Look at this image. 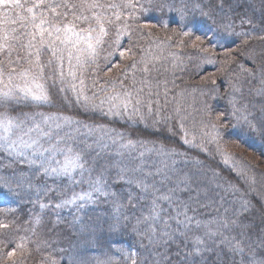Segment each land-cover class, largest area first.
<instances>
[{
  "label": "snow or ice",
  "instance_id": "1",
  "mask_svg": "<svg viewBox=\"0 0 264 264\" xmlns=\"http://www.w3.org/2000/svg\"><path fill=\"white\" fill-rule=\"evenodd\" d=\"M145 2L151 4L152 0H145ZM225 4L226 0H219L217 6L224 9ZM195 7L199 9L202 17L210 19L215 25L210 29L212 36L205 34L208 39L216 36L218 30H222L227 36H253V32H236V25L230 16H224L217 20L211 10L205 11L200 5ZM148 10L141 0H0V109H4L0 111V150L22 158L30 168L36 169L33 176L37 178L40 176L46 179L66 178L69 181L64 189L55 188L47 184L46 181L42 185H33L31 179L27 181L29 189L35 188L38 198L36 202L40 204L42 210L48 207L62 209L72 206L79 210L89 204H96L102 197L104 200L110 201L113 206L115 223L110 227L112 230H117L122 218L125 221L128 220L123 209L128 206L135 208L140 201L148 200L150 201L148 214L144 215L141 212L132 230L139 234V225L148 224L149 231L155 234L156 228L152 226L153 222L161 219L163 211L161 202H166L175 211V215L170 218L176 221L179 226L177 231L184 238L183 253L181 251L176 253L181 257L179 264H217L215 260L210 261L205 253H215L219 258L222 249H227L233 256L240 257L239 261L233 260L232 264H264V235L254 242L258 244L259 252L252 244H249L247 248L243 244L244 239H251V236L246 232L250 225L239 219V216L247 208V201H240L241 210L234 213L235 218L226 215L227 209H225V215H217L205 221L188 215L190 202L198 199L199 190H196L194 197L191 185L192 176L189 173L181 174V170L175 167L177 163L175 157H186L187 162L185 152L166 147L163 143L155 141L133 140L124 132L114 128H109L106 125L88 124L62 113H25L23 118L10 114L9 109L12 105L19 106L22 102L31 103L37 107L51 105L48 84L50 80L52 81L51 87L59 84V91L64 93L63 98L66 102L69 101L68 93H71L75 103L86 113L100 112L108 117L126 119V122L132 125H135L137 121L147 125V117L153 115L160 117V101L158 98L153 99L154 96L159 97L160 93L153 91L154 85L147 78L152 71L149 64L151 61L158 60L159 57L151 55V53H149L151 60L148 57H141L139 63L143 67L139 70L145 76L140 79L141 86L139 88L135 87L137 80L133 75L131 90L116 91V82L113 81L111 95H108V90L105 89L104 96L97 97L96 94L89 96L84 77V70L97 63L102 45L111 30H115V44L119 47L121 36L126 33L130 36L129 30L133 24L136 27H155V25L139 23L138 14L146 13ZM240 23L241 25L248 24L255 30L264 25V18L259 25L251 18L245 17H241ZM164 27L167 25L165 24ZM261 31H264V27H261ZM182 34L190 35L189 32ZM254 38L264 40V35ZM196 39L200 40L201 38L197 37ZM119 55L123 58L125 52L120 51ZM44 56L48 57L47 60L43 59ZM208 62L212 63L211 60ZM239 67L244 68L242 64ZM129 68L136 70L137 62L134 60ZM247 71L249 75L252 74L251 69ZM127 74L128 69H125L122 75L127 77ZM213 83L216 82L213 81ZM155 87L159 88L158 82ZM145 88H147V92H145ZM166 96L167 90H165ZM230 103L233 105L232 115L236 118V124L231 125L232 129L239 128L242 135H258L264 140V123L257 124L243 113L237 116L236 113L240 112V109L235 107V103L231 99ZM153 105L156 106L155 111ZM176 112L179 115V108L176 109ZM153 123L159 124L160 120L156 119ZM180 127L183 132V144L189 147H199L207 154L208 150L203 143L199 145L194 143V136L192 140L187 138L189 134L184 131L183 123ZM210 127L211 132L205 131L202 135L210 137V142L219 146V137L221 136L219 128L215 123ZM220 127L228 128V124L221 122ZM81 129H86V133ZM96 133H100V135L93 142L94 144L106 149L110 141L113 145L118 144L117 156L123 157L125 151L129 155L127 162L116 160L107 166L118 169L112 181L113 184L123 182L129 185L124 200L121 199L119 193L111 189L106 178V170H101L93 176L95 167L88 166L89 161L86 154L92 149L93 144H89L87 140H78V136H93ZM81 144L83 147L80 146ZM137 147L140 151L138 156L133 157L132 151ZM146 154H155L159 158L158 164L153 161L154 171L145 167L146 162L143 157ZM229 159L225 156L223 162L227 164ZM137 160L138 163L135 162ZM94 163L93 160V165ZM193 163L195 166L202 164L199 159H194ZM77 173L81 177L80 180L75 179ZM85 174H87L86 181ZM218 175L213 170V177ZM155 176H160V180L157 182L152 179L149 182V178ZM85 182L88 184L87 191L77 192L74 190V185ZM169 182L174 186L168 187L166 191H162L161 187L157 186ZM22 184L23 181L18 182V187ZM226 184L225 191L229 189L234 192L240 191L231 181H226ZM4 187L12 194H18L7 183ZM70 188L73 190L70 195H67V190ZM132 188L137 189L138 192L132 191ZM50 192H55L61 199L58 202L50 201L48 204L40 202L41 193L48 195ZM185 192L188 193L187 200L177 195V193ZM221 202H223V197H221ZM173 206L175 207L173 208ZM34 223L39 224L40 217H36ZM164 223L167 225V220ZM6 227L8 225L0 223V228ZM233 228L241 229L239 235L242 239L238 240L236 235L226 234ZM194 229L200 230L201 234H195ZM190 233L193 234L190 235ZM33 234L35 233L33 232ZM164 235L170 236L167 232ZM19 239L20 242L16 243L15 247L0 253V261L7 259L12 261V264H24L22 259L14 260L13 258L17 255L18 250L21 253L29 251V255L31 254L27 249L29 238L22 236ZM189 242L192 245L191 248H188ZM124 255L131 260V264H136L135 252H126ZM246 255L247 260H245ZM50 264H57V262L51 260ZM98 264H114V261L112 258H108Z\"/></svg>",
  "mask_w": 264,
  "mask_h": 264
},
{
  "label": "trees",
  "instance_id": "2",
  "mask_svg": "<svg viewBox=\"0 0 264 264\" xmlns=\"http://www.w3.org/2000/svg\"><path fill=\"white\" fill-rule=\"evenodd\" d=\"M218 2L219 0H152V3L148 4L145 0H141V3H144L149 10L146 13L138 14L139 23L155 25V27H136L133 24L129 30L131 35L129 36L127 33L122 35L119 47L115 44V30H111L102 45L97 63L84 70L87 94L89 96L96 94L97 97H101L105 95V89L108 90V95L112 94L113 81L116 82V91L131 90L133 75L137 80L135 87L139 88L141 86L139 81L145 76L139 70L143 67L139 63L141 57H148L151 60L149 53L159 57L158 60L151 61L149 64L152 71L147 78L154 85L153 91L160 93L159 97H153L160 101V117L155 115L147 117V125L139 121L132 125L127 123L126 119L108 117L100 112L86 113L75 103L71 93H68L69 101L66 102L63 98L64 93L59 91V84L51 87L52 81L50 80L48 84L51 105L37 107L31 103L22 102L19 106L12 105L9 111L11 115H19L22 118L25 113H62L88 124L106 125L109 128H114L124 132L133 140L155 141L163 143L166 147L185 152L187 162L186 157H175L177 160L175 167L181 170V174L189 173L192 176L191 185L194 197L196 190H199L198 199L190 202L189 206L193 209L189 207L191 214L197 219L205 221L217 215H225V209H227L226 215L235 218L234 213L241 210L240 201H247V208L239 216V219L250 225L246 232L251 236V239H244L243 244L246 248L252 244L259 252L258 244L254 242L264 235V231H262L264 230V140L258 135H242L239 128L232 129L231 125L236 124V118L232 115L233 105L230 103V99L234 101L235 107L240 109V112L236 113L237 116L243 113L257 124L264 123V40L254 38L264 35V31H261V27L264 25L253 30L250 25H241L240 23L241 17H245L251 18L259 25L264 18V0H226L224 9L217 6ZM196 5H200L205 11L211 10L217 20L224 16H230L236 25V32H253V36H227L222 30H218L216 36L208 39L205 34L212 36L210 29L215 25L210 19L200 15ZM165 24L167 27H164ZM170 29L175 31V36L165 38L163 32ZM183 32H189L190 35L185 36L182 34ZM197 37L201 39L197 40ZM120 51L125 52L123 58L119 55ZM13 55L15 56V53ZM47 58V56L43 57L44 60ZM117 60L121 71L113 72L112 78H106L105 73L108 72L109 65ZM134 60L137 62L136 70L129 68ZM209 60L212 63H209ZM241 64L244 66L243 69L239 67ZM125 69H128L127 77L122 75ZM248 69L252 70L251 75H249ZM208 76V79L205 78ZM157 82L159 83L158 89L155 87ZM165 90H167L166 97ZM145 92H147V88H145ZM155 107L153 105L154 111ZM177 108H179V115L176 112ZM3 110L0 109V111ZM144 111L146 113V109ZM221 113L224 115L221 116ZM181 118L183 119L181 120ZM156 119L160 120L159 124L153 123ZM221 122L227 123L228 128L220 127ZM181 123H183L184 131L189 134L187 138L192 140L194 136V143L197 145L203 143L208 150L207 154L199 147H189L183 144ZM213 123L217 124L221 133L219 146L210 142V137L202 135L205 131L211 132L210 125ZM81 131L86 133L87 130L81 129ZM99 135L100 133L93 136L81 135L78 136V140H87L89 144H93L92 149L86 154L89 161L88 166L95 167L93 176L101 170H106L108 184H112L113 189L120 192L125 188V184L123 182L112 183L118 169L107 166L116 160L127 162L129 155L125 151L123 157L117 156L118 144L113 145L110 141L106 149L94 144L93 142ZM228 140L239 143L246 151L259 158L260 161L256 167L263 168L257 171V168L251 165L253 168L249 172L252 177H247L237 172L233 166L225 164L223 162L225 156L229 157L230 161H233V158L237 159L234 156H229L225 151ZM80 146L83 147L82 144ZM139 151V147L134 149L132 156H138ZM143 159L146 162V169L149 164L153 165V161L159 163V158L155 154H146ZM194 159H199L202 164L195 166ZM93 160L95 161L94 165ZM240 163L244 166L248 165V162L240 161ZM258 165L260 166L258 167ZM237 168L242 171L244 169L242 166ZM153 170H155L154 165ZM213 170L219 174L215 178ZM75 179H81L78 173ZM84 179L87 180V174ZM152 179L158 182L160 176L149 178V182ZM226 181H231L240 191L234 192L231 189L225 191ZM218 185L220 186L218 187ZM157 186L164 191L174 185L169 182ZM73 187L77 192L88 190L86 182ZM261 187L263 188L261 189ZM72 190L68 189L67 195H70ZM181 194L183 199L187 200L188 193L179 195L181 196ZM221 197H223V202H221ZM37 199L23 200L8 213L0 210V223L8 225L6 228H0V253L15 247V244L20 242L19 238L23 236L29 238L27 249L31 254L29 255V251L21 253L18 250V256L14 260L22 259L24 264H39L40 262L45 263V261V264H50L51 260H55L59 264H70L71 260H74L72 259L73 255H75L71 248V242L76 238V230L66 220V217L76 212L77 208L74 206L62 209L48 207L42 210L40 204L36 202ZM60 199L61 197L57 196L55 192L39 197L40 202L45 204L50 201L58 202ZM132 208L130 206L128 210L134 211ZM132 211H128V215ZM36 217H40L39 224L34 223ZM130 219L132 218L123 221L122 232L124 238L137 248L136 264H179L181 257L176 253L177 251L183 253L184 250V238L181 235L174 241L162 246L158 245L157 249H153L148 240L145 225H139V234H137L132 230L135 223H131ZM193 231L197 235L201 234L200 230L194 229ZM240 232V228H233L226 234L236 235L240 240L242 239L239 235ZM192 234L190 233V235ZM107 236L102 234L101 238H107ZM191 247L189 242L188 248ZM99 254L100 251L93 254V261ZM205 255L210 261H217V264H232L233 260L239 261L240 259L239 256L229 253L227 249L221 250L219 258L215 253H205ZM245 260H247V255ZM0 264H12V261L5 259L0 261Z\"/></svg>",
  "mask_w": 264,
  "mask_h": 264
},
{
  "label": "rangeland",
  "instance_id": "3",
  "mask_svg": "<svg viewBox=\"0 0 264 264\" xmlns=\"http://www.w3.org/2000/svg\"><path fill=\"white\" fill-rule=\"evenodd\" d=\"M174 32L175 31L170 29L167 32H163V36L165 38L168 36L174 37ZM109 68L111 70H108V72L105 73L106 78H112L113 72L118 73L121 71L118 60L116 62H112L109 65ZM205 78L208 79L209 76ZM225 151L228 153L229 156H234L239 159L237 160L233 158V161L229 160L227 165L233 166L237 172H240L246 175L247 177H252L251 172H249L253 168L251 165L256 167L258 161H260L259 158H257L252 153L246 151V149H244L239 143L233 140H228L225 145ZM240 161L248 162V165L244 166L240 163ZM240 166L244 167L243 171L237 168ZM259 166L260 165H258V167ZM148 168H151L153 170V165L149 164ZM260 168L262 169L263 167L257 168V171H259ZM35 171L36 169L30 168L26 163L23 162L22 158L16 157L14 155H9L3 150H0V210L8 213L9 210L12 209L16 204L17 207L19 202L23 200L29 201L37 198L35 188H28L27 181L29 179H31L33 185H42L46 181L47 184L59 189H64L65 185L69 183L66 178L46 179L43 176L37 178L33 176V173ZM21 181H23V184L22 186L18 187V182ZM5 183H7L8 186H10L11 189H13L18 194H12L11 192H9L4 187ZM109 185L111 189L115 191L113 189V185ZM128 188L129 185L125 184V188L122 189L120 192H117L120 194L122 200H124V198L126 197ZM262 188L263 187H261V189ZM132 191L138 192V190L135 188H132ZM164 191L166 190L164 189ZM179 194L180 193H177V195ZM41 195H43V193H41ZM181 197L183 198L182 194ZM161 203L163 207V211L161 212V219L153 222L152 225L156 228L155 234L149 231L148 224H144L148 240L150 241L151 238V247L153 249H157L158 245L162 246L180 237L179 232L177 231L179 226L176 224V221L174 219L170 218L175 215V211H173V209L170 208L166 202ZM149 204L150 201L148 200L140 201L135 208H132L134 209V211L128 210V207H130L128 206L123 209V212L125 215L128 216V218H132L129 220L131 223H136V219L141 215V212H143L144 215L148 214ZM174 207L175 206H173V208ZM189 207L191 208V206ZM128 211H132L131 213H129L130 215H128ZM188 215L193 216L190 210L188 211ZM181 219H183V217H181ZM66 220H68L70 225L76 230V238L71 242V248L75 255H73L74 258L72 257V259L74 260H71L72 262L70 264H98V262L104 261L108 258H112L114 264H131V260L127 259L124 255V253L126 252H135V259H137V248L134 246L133 243L127 241L124 238L122 232V225L124 221L123 218L121 219L120 225L117 230H112V228L110 227L115 223L113 217V206L110 201H106L104 200V198L101 197L98 199V202L96 204H89L85 208L76 210V212L66 217ZM165 220H167V225H165L164 223ZM165 232L169 233L170 236H165ZM102 234L108 235L107 238L103 237L102 239ZM8 250H10V248L6 249L5 252H7ZM99 251L100 254L97 256V259L93 261V254ZM78 255L81 257H79ZM17 256L18 254L13 259H15ZM45 263L40 262L39 264ZM57 264L59 263L57 262Z\"/></svg>",
  "mask_w": 264,
  "mask_h": 264
}]
</instances>
